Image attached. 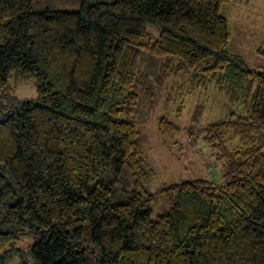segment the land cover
Wrapping results in <instances>:
<instances>
[{
  "label": "trees",
  "instance_id": "16d2710c",
  "mask_svg": "<svg viewBox=\"0 0 264 264\" xmlns=\"http://www.w3.org/2000/svg\"><path fill=\"white\" fill-rule=\"evenodd\" d=\"M34 1L0 0V95L10 92L0 100V264H264V67L228 47L221 7L235 0H84L76 11ZM144 53L165 58L164 78H184L178 116L210 86L231 108L204 127L225 160L219 178L163 186L156 217L157 171L134 119ZM20 78L36 96L13 94ZM158 128L181 130L167 117Z\"/></svg>",
  "mask_w": 264,
  "mask_h": 264
},
{
  "label": "rangeland",
  "instance_id": "374dc122",
  "mask_svg": "<svg viewBox=\"0 0 264 264\" xmlns=\"http://www.w3.org/2000/svg\"><path fill=\"white\" fill-rule=\"evenodd\" d=\"M84 0H35V10H79ZM91 2L115 0H89ZM230 27L229 49L241 55L252 68L264 67V0H235L221 7ZM151 40L158 39L160 27L147 23ZM165 58H156L144 53L140 59L142 71L148 77L147 93L142 94L135 120L140 131V144L157 171L149 191L157 195L152 206V216L156 217L167 201L159 195L161 188L173 182H182L196 178L217 180L222 173L225 160L219 159L215 150L205 141L204 127L211 122L225 118L231 108L227 106L228 92L216 86L199 89L185 102L180 116V100L175 89L184 82V78H164L162 63ZM14 95L19 99L36 96V89L31 80L12 79ZM3 89L0 88V94ZM9 91L0 95V100L9 102ZM162 117L179 123L181 130L175 134L160 132L158 125ZM34 238L22 235L18 246L27 249ZM5 264H20L17 257H10Z\"/></svg>",
  "mask_w": 264,
  "mask_h": 264
}]
</instances>
